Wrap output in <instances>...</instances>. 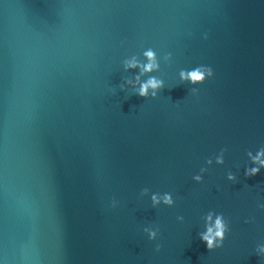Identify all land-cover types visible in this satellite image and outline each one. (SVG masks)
<instances>
[{"label":"water","instance_id":"obj_1","mask_svg":"<svg viewBox=\"0 0 264 264\" xmlns=\"http://www.w3.org/2000/svg\"><path fill=\"white\" fill-rule=\"evenodd\" d=\"M260 149L264 0H0V259L264 264Z\"/></svg>","mask_w":264,"mask_h":264},{"label":"clouds","instance_id":"obj_2","mask_svg":"<svg viewBox=\"0 0 264 264\" xmlns=\"http://www.w3.org/2000/svg\"><path fill=\"white\" fill-rule=\"evenodd\" d=\"M145 56L148 58V63L142 66L141 71H147L155 68L157 65L154 60V53L151 50H148L145 52ZM136 65L137 61L134 58L126 61V67H133ZM211 74V69L199 68L191 71L190 73H185L183 71L180 73L181 78L187 77L194 82L204 79L205 75L210 76ZM160 83L161 81L150 77L147 81L140 84V87L138 89L139 94L145 95L149 88L155 89L160 85ZM248 155L253 160V162L257 163L259 166H264V159L261 158L262 156H264V149L258 150L256 155L254 156L250 152L248 153ZM217 162H222L220 157H217ZM257 171H259V168L254 166L246 169V174H255ZM194 178L197 180L200 179L199 176H196ZM229 179H232L231 174L229 175ZM152 199L155 203L157 202L158 197L154 194ZM162 199L164 203L170 204L172 202L170 195L167 193L163 195ZM206 220L210 222L206 223L205 231L200 233V238L205 242V246L211 249L214 246H218L223 239L224 232L226 230V224L224 223V220L220 215H216L215 219L213 220L211 213L208 214ZM149 235L154 236L155 233L150 232ZM259 250L261 252H264V245L260 246ZM0 264H41V261L39 259L38 247L36 245H33L31 254H26L23 251V248H21L17 253L14 254L11 260L8 258V254L5 253V258L0 259Z\"/></svg>","mask_w":264,"mask_h":264}]
</instances>
